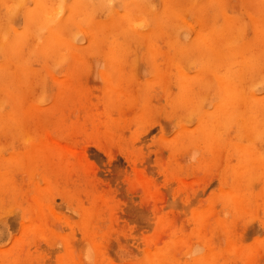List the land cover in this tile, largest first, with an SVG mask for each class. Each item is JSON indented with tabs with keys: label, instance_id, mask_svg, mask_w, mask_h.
<instances>
[{
	"label": "rangeland",
	"instance_id": "rangeland-1",
	"mask_svg": "<svg viewBox=\"0 0 264 264\" xmlns=\"http://www.w3.org/2000/svg\"><path fill=\"white\" fill-rule=\"evenodd\" d=\"M251 2L0 0V264H264Z\"/></svg>",
	"mask_w": 264,
	"mask_h": 264
},
{
	"label": "bare ground",
	"instance_id": "bare-ground-1",
	"mask_svg": "<svg viewBox=\"0 0 264 264\" xmlns=\"http://www.w3.org/2000/svg\"><path fill=\"white\" fill-rule=\"evenodd\" d=\"M84 1H85V0H84ZM251 1L253 2V0H251ZM74 2H75V6H73V7H75L76 10H81V11H83V13H82V12H78V13L84 15V12H87V10L85 11L86 6L83 7V5L85 4V3H83V0H74ZM212 2H213V1H212ZM252 2H251V3H252ZM214 3H215V1H214ZM19 5H20V4H19ZM18 7H19V6H18ZM258 7H259V6H258ZM258 7H257V8H258ZM263 7H264V6H263ZM84 8H85V9H84ZM259 8H261V7H259ZM259 8H258V10H259ZM255 9H256V6H255ZM255 9H254V11H255ZM51 10H52V9H50V11H51ZM109 10H110V9H109ZM195 10H196V9H195ZM256 10H257V9H256ZM42 11H43V10H42ZM44 11H45V10H44ZM92 11H93V9H92ZM112 11H113V10H112ZM29 12H30V11H29ZM48 12H49V11H48ZM48 12H47V14H48ZM56 12H57V11H55V13H56ZM88 12H89V11H88ZM88 12L85 13V16L83 17V19L85 18L88 22H90V21L92 22L93 19L91 18V15H88ZM109 12H111V11H109ZM44 13L46 14V12H44ZM44 13H43V14H44ZM76 13H77V12H75V14H76ZM90 13H91V12H90ZM28 14H29V15H28V19H29V21H28L27 23H29V22L31 21L30 24H31V26H32V25L34 24L33 22H34V21L36 22L37 17H38V14H40V13H38V14H34V13L31 11V12L28 13ZM50 14H51V13H50ZM92 14H94V12H93ZM259 14H260V12H259L258 14H256V15H259ZM48 15H49V14H48ZM48 15H46V16H48ZM49 16H50V15H49ZM49 16L47 17V19L49 18ZM55 16L57 17V14H55ZM71 16L73 17V15H71ZM71 16H69V17H71ZM50 17H51V16H50ZM72 17H71V18H72ZM52 18H53V17H52ZM71 18H69V20H70ZM80 18H81V17H80ZM89 18H90V19H89ZM110 18H111V17H110ZM110 18H109V19H110ZM200 18H201V17H200ZM200 18H199V19H200ZM39 19H40V18H39ZM39 19H38V20H39ZM75 19H76V18H75ZM83 19L81 18V20H83ZM113 19H114V18H113ZM38 20H37V21H38ZM48 20H49V19H48ZM86 20H83V22H86ZM71 21H74V25H76V24H75V21H77V19H76V20H71ZM71 21H70V22H71ZM110 21H111V20H110ZM110 21H109V22H110ZM112 21H113V20H112ZM112 21H111V22H112ZM128 21H129V20H128ZM228 21H229V20H228ZM41 22H44V20H41ZM46 22H47V20L45 19V22H44L45 24L43 25L42 23H40L39 26L42 25V27L45 26L46 28H47V25L51 26V23H50V22H52V21L49 20L48 23H46ZM68 22H69V21H68ZM109 22H108V23H109ZM129 22H131V21H129ZM129 22H128V24H129ZM36 23H37V22H36ZM123 23H124V22H123ZM30 24H29V25H30ZM46 24H47V25H46ZM93 24H94V23H93ZM93 24H92V25H93ZM105 24H106V22H105ZM113 24H114V23H113ZM121 24H122V23H121ZM125 24H126V23H125ZM128 24H126V25H128ZM255 24H256V23H255ZM95 25H96V23H95ZM122 25H123V24H122ZM130 25H131V24H130ZM33 26H34V25H33ZM52 26H53V25H52ZM77 26H78V24H77ZM110 26H111V24H110ZM112 26H113V25H112ZM112 26H111V27H112ZM117 26H118V25H117ZM224 26H226V24H225ZM253 26H254V25H253ZM263 26H264V25H263ZM263 26H261V27H263ZM42 27H41V28H42ZM91 27H92V26H91ZM98 27H99V26H98ZM123 27H124V26H123ZM123 27H122V28H123ZM128 27L130 28V26H128ZM128 27H127V28H128ZM34 28L37 29L38 27L36 26V27H34ZM41 28H40V29H41ZM113 28H114V27H113ZM113 28H111V29H113ZM115 28H117V27H115ZM122 28H120V26H119L118 29H122ZM125 28H126V26H125ZM125 28H123V30H124ZM259 28H260V26H259ZM40 29H38V31H39ZM43 29H44V28H43ZM96 29H97V28H96ZM106 29H107V28H106ZM227 29H228V28L225 27V30H227ZM233 29H234V28H233ZM257 29H258V28H257ZM44 30H45V29H44ZM126 30H127V29H126ZM126 30H124L125 33H126ZM130 30H132V29H130ZM255 30H256V29H255ZM258 30H262V28H261V29H258ZM124 31H122V33H123ZM231 31H232V30H231ZM239 31H240V30H239ZM242 31H243V30H242ZM50 32H51V31H50ZM217 33H218V32H216V33L214 32V36H215V34H216V36H215V42H218V41L220 42V40H221V41L224 40L225 36H224L223 32L218 33V36H217ZM221 33H222V34H221ZM232 33H233V31H232ZM232 33L230 34V36H233L234 33H233V34H232ZM235 33H236V32H235ZM238 33H239V32H238ZM241 33H242V32H241ZM262 33H263V32H262ZM90 34H91V33H90ZM127 34H128V33H127ZM94 35H95V34H94ZM235 35H236V34H234V36H235ZM128 36H129V35H128ZM214 36H213V37H214ZM230 36H229V38H230ZM234 36H233V37H234ZM241 36H242V34H241ZM241 36H240V37H241ZM204 37H205V36H204ZM218 37H219L220 39H218ZM233 37H232V38H233ZM29 38H30V37H29ZM211 38H212V37H211ZM211 38H210V36H209V37H205V39H202V40L207 41L206 43H204L205 45L208 44V43H209V44H212V43H210V42H211ZM216 38L218 39V41H216ZM226 38H227V37H226ZM232 38H230V40H231ZM227 39H228V38H227ZM227 39H225V40L227 41V44H225L226 41L224 42V44H225V45H229V44H231V42H229V40H227ZM235 39H237V37H235ZM235 39H232L233 43L236 42ZM52 40H53V39H52ZM67 40H68V39H67ZM69 40H70V38H69ZM237 40H239V39H237ZM72 41H73V40H72ZM261 41H262V40H261ZM9 42H10V41H9ZM51 42H52V41H51ZM98 42H99V40H98ZM215 42H213V43H215ZM228 42H229V44H228ZM7 43H8V42H7ZM11 43H12V41H11ZM11 43L6 44V45H7L6 47H7V51H8V52H9V51L12 52L11 50H14L15 47H16V46H15L16 43H15V44H11ZM45 43H46V42H45ZM45 43L42 44V45H40V47H39V48H40V49H39V50H40V53L42 52V53L40 54L41 56H43L42 54H44V55L46 56V54H47L49 51H51V48H50V47L53 46V44H50V43L45 44ZM60 44H61V46H63L62 44H64L63 47H65V48L68 50V47H69V46L66 47L67 45L65 46V42L63 43V42L60 41ZM68 44H69V43H68ZM209 44H208V45H209ZM217 44H218V43H217ZM256 44H257V43H256ZM57 45H59V44H57ZM69 45H70V44H69ZM119 45H120V44H119ZM119 45H118V46H119ZM208 45H207V46H208ZM242 45H243V44H242ZM61 46H60L59 49L62 48V50H63V47H61ZM212 46H213V45H212ZM218 46H219V44H218ZM244 46H245V45H244ZM246 46H248V44H246ZM17 47H19V46H17ZM55 47L58 48V46H55ZM209 47H210V46H209ZM215 47H216V46H215ZM248 47H249V46H248ZM33 48H35V46H34ZM70 48H71V46H70ZM70 48H69V49H70ZM117 48H118L117 45L115 46L114 42H112V47H111V49L115 51ZM216 48H217V47H216ZM242 48H243V46H242ZM72 49H73V47H72ZM214 49H215V48H214ZM243 49H244V48H243ZM245 49H246V47H245ZM245 49L242 50L244 53L247 52V51L245 52ZM62 50H61V51H62ZM229 50H230V49H229ZM31 51H32V49H31ZM61 51L59 52V51H55V50H54L55 53H56V52L59 53L58 55H59V58L61 59V61H65V59H64L65 56H64V55H63L64 58H63L62 56L60 57V55H61V54H64L65 52H61ZM114 51H113V52H114ZM240 51H241V50H240ZM8 52H7V53H8ZM10 52H9V53H10ZM15 52H16V51H15ZM67 52H68V51H67ZM237 52H238V54L241 55L239 58L241 59V57H242V59H243L242 61H243V62H244V61L247 62V59L244 57L245 55H243L244 53H243V52L241 53V52H239V51H237ZM9 53H8V54H9ZM17 53H19V50H18ZM17 53H16V54H17ZM57 53H56V54H57ZM34 54H35V53H34ZM56 54H55L54 58L57 57V61H58V60L60 61V59H58V55L56 56ZM232 54H233V52H232ZM232 54H231V55H232ZM234 54H235V53H234ZM234 54H233V55H234ZM18 55H19V54H18ZM32 55H33V52H32ZM32 55H31V56H32ZM40 55H39V56H40ZM65 55L67 56L68 54H65ZM233 55H232V56H233ZM68 56H69V55H68ZM73 56H74V55H73ZM238 56H239V55L236 56V54H235L234 58L236 59ZM12 57L16 58V56H13V55H12ZM43 57H44V56H43ZM69 57H70V56H69ZM67 58H68V57H67ZM239 58H237V60H239ZM16 59H17V58H16ZM20 59H21V57H20ZM20 59H18V60H20ZM63 59H64V60H63ZM55 61H56V59H55ZM57 61H56V62H57ZM11 63H12V62H11ZM241 63H242V62H241ZM11 65H12V64H11ZM228 65H229V64H228ZM12 66H13V65H12ZM231 66H232V65H231ZM9 67H11V66H9ZM253 67H255V66H253ZM253 67H252V68H253ZM15 68H16V67H15ZM1 69H2V68H1ZM1 69H0V70H1ZM7 69H8V68H7ZM9 69H10V68H9ZM20 69H21V68H20ZM21 70H22V69H21ZM3 71H4V72L6 71L5 68H4ZM3 71H2V74H4ZM7 71H8V70H7ZM22 71H23V70H22ZM0 73H1V71H0ZM7 74H8V73H7ZM22 74H23V73H22ZM4 75H5V74H4ZM182 75H183V74H182ZM1 76H2V75H1ZM6 76H7V75H6ZM183 76H184V75H183ZM182 81H183V80H182ZM182 81H181V82H182ZM185 81H186V80H185ZM185 81H184V82H185ZM218 81H219V83L217 82V85L220 84V86H221L219 90L223 91V92L225 93L224 95L227 96V98H230V97H231V98H233L232 100H234V99L236 98L235 101L237 100V103H240V102H241V100H242V95H241V94H238L239 92H238V93H237V92L234 93V94H233L234 96H233V95H230L231 93H229V91L232 90V87L230 86V84H231L230 81H229V83H228V82H225V81H222V82H221L220 79H219ZM181 82H180V83H181ZM186 83H187V82H186ZM187 86H189V85L187 84ZM185 87H186V84L183 86V88H185ZM227 93H228V95H227ZM235 94H236V95H235ZM231 98H230V100H231ZM232 100H231V101H232ZM243 100H244V98H243ZM235 101H234V102H235ZM243 102H244V101H243ZM248 103L251 104V102H248ZM236 105H237V104H236ZM248 105H249V104H248ZM231 106H232V107L234 106L235 109L238 108V106H237V108L235 107L234 103H233V105L231 104ZM249 107H250V106H249ZM250 108H253V106H251ZM235 109L233 110L234 113L238 110V109H237V110H235ZM230 110H231V109H230ZM235 114H236V113H235ZM230 115H231V114H230ZM233 115H234V114L231 115L232 118H233V117H237L236 115H235V116H233ZM229 120H231V119H229ZM239 121H240V120H239ZM236 124H238V123H236Z\"/></svg>",
	"mask_w": 264,
	"mask_h": 264
},
{
	"label": "snow or ice",
	"instance_id": "snow-or-ice-1",
	"mask_svg": "<svg viewBox=\"0 0 264 264\" xmlns=\"http://www.w3.org/2000/svg\"><path fill=\"white\" fill-rule=\"evenodd\" d=\"M135 27H142V25H140V24H135Z\"/></svg>",
	"mask_w": 264,
	"mask_h": 264
}]
</instances>
